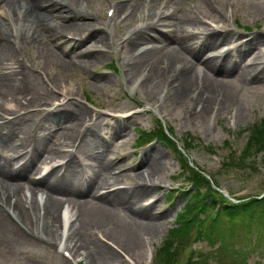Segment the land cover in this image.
Instances as JSON below:
<instances>
[{"label": "rangeland", "instance_id": "rangeland-1", "mask_svg": "<svg viewBox=\"0 0 264 264\" xmlns=\"http://www.w3.org/2000/svg\"><path fill=\"white\" fill-rule=\"evenodd\" d=\"M56 1L66 7L72 5L74 11L85 18L78 21L79 27L70 28L58 19L56 22H47V26L39 29L35 36L20 33L17 37L16 34L10 37L12 44L18 48L16 57L23 61V65L30 72L29 81L35 82V77L41 79V87L46 94L40 98L44 100L40 103L44 104L47 101L49 104L45 108L55 109L68 100L70 102L79 100L90 111L103 117L104 127L97 139L100 143L97 140L95 143L106 146H98L93 151L99 155L100 160H117L114 173L119 179L114 188L130 187L133 180L141 182L140 179L149 174L146 165L131 173L121 171L136 166L142 157L147 156L154 149H160L166 155V160L159 166V174L157 172L158 175L152 178L158 190H154L153 198L140 201L142 206L147 207V204L159 199L155 212L168 209L159 219L161 226L144 236V245L136 257H128L126 260L114 249L120 260L110 264H150V256L166 239L176 222L178 213L185 205L183 198L173 195L171 200L170 193L185 185L181 177L182 167L173 153L160 142L143 147L135 145L138 129L152 130L155 125V115L161 117L174 129L177 138L183 139L188 133L198 137L196 142L199 146L195 145L190 151L191 160L207 172H219L220 175L216 177L221 189L228 195L242 199L264 193L263 153L259 154L255 163L249 167H233L229 173H226L225 167H222L227 153L229 155L240 151L245 145L247 134L237 137L239 132L250 129L264 118V0H117L133 2L135 12L130 11L128 18H126L127 13L120 17L116 16L110 24L104 21L109 7L107 0ZM212 2L220 9L214 8ZM54 8L57 10L56 15L66 16L64 11H60L58 7ZM67 9L71 11L68 7ZM10 11L9 5L0 3V16H3V19ZM222 14L226 15V18ZM161 16L163 18L159 22L158 30L153 32L151 23L158 22ZM206 21H211L214 26H210ZM7 22L10 26H5L2 30L3 34L15 29V22L10 19ZM143 25L149 28L144 31L140 43L150 35L148 44L133 47L127 43L128 41L124 42L125 34H130ZM52 28H56L54 31L57 32L52 33L49 30ZM216 30L221 33L214 32ZM159 31H173L180 38H185L194 48H204L202 52L196 53L184 52L180 49L183 62L178 64V67L190 64L195 71L201 73L202 59L220 56V59L236 60L238 66L243 69L249 66L246 70L255 75V80L244 81L235 72L224 75L209 71L206 80L222 81L224 86L229 85L231 99L226 105V110H222L221 105L220 107L214 105L210 113L201 114L200 107L192 102V97L197 91L187 92L186 100L182 99V101L175 97L171 98L170 92L166 91L168 85L165 76L167 70H164L166 65H158L161 74H164L154 85H148L145 75L147 70H154L155 63L147 65L149 63L144 60L142 53L156 48L157 59L164 58L166 61L177 48L174 44L164 42L163 33ZM64 34L77 37L80 41L63 38ZM259 37L263 40L259 41ZM205 39L214 46L205 49L203 45ZM243 41L247 42L246 45ZM2 43L8 45L6 40H1L0 44ZM249 43L250 46L247 48ZM82 52L89 53V57L84 58ZM134 62H137L138 66L133 73H129V66ZM61 63L66 65L65 71L62 70ZM144 65H147V70L145 68L140 72ZM48 76L55 80L56 85L51 83ZM163 93L166 96L162 102H159V96ZM63 94L66 95L65 98L68 95L67 99H69L63 98ZM31 101L32 95L26 91L19 94L16 103L10 100L5 106H13L16 109ZM213 101L216 102L217 99L214 98ZM139 104L144 107L139 108ZM33 132L42 143L47 144L53 143L58 136L63 135V132L70 135L79 134V128L73 126L72 119L52 121L47 119L42 125H35ZM224 143H229L231 148L219 149ZM207 146H213L216 154H211ZM151 148L153 149L147 152ZM0 151L4 155L12 154L2 146V143H0ZM41 167L47 170L51 165L44 164ZM175 178L177 184L174 182ZM26 194L28 195V192ZM43 196L45 198V195L40 193L39 200ZM57 197L63 198L60 194ZM89 198L88 195L81 196V200L86 205L92 207L99 205L97 198H93L92 201H89ZM108 208L109 213L103 214L110 217L114 224L124 220L127 223L135 222L131 213L128 221L123 203L108 204ZM66 212L72 218L71 221L75 220V212L68 204L62 208L63 217ZM10 222L13 226L6 223L10 230L0 227V263L64 264L63 260L66 258L63 256V251L66 249L71 253L69 244L65 245L66 239L69 242L70 223L65 234L64 229H61V240L57 241L56 246H51L48 244L50 241L48 236H42L43 241L36 240L22 232L12 221ZM219 229L223 234L226 233V228ZM208 232L217 233L216 228L215 231L210 229ZM254 234L256 233H251L252 236ZM98 237L99 240H109L115 246H120V249L123 248L108 234L103 236L99 233ZM222 239L225 241H216L213 236L211 242L204 237L203 242L191 240L189 245L203 253L202 260L205 259L206 264H233L240 259L241 253L246 257L244 264H264V236L253 239L257 240L255 246L250 244L252 238L245 233L235 238L228 233L223 235ZM76 257L74 263L79 261L80 264H94L81 255ZM183 258H186V255Z\"/></svg>", "mask_w": 264, "mask_h": 264}, {"label": "bare ground", "instance_id": "bare-ground-1", "mask_svg": "<svg viewBox=\"0 0 264 264\" xmlns=\"http://www.w3.org/2000/svg\"><path fill=\"white\" fill-rule=\"evenodd\" d=\"M2 3L11 7L9 15L11 21L17 25L16 34L35 36L39 29L47 26V22H56L58 19L70 28L79 27L78 21L82 19L76 13H70L64 5L60 6V11H64L67 16L56 15L57 10L54 7L58 2L54 0H2ZM117 10L120 15L128 10L134 11V3L120 2ZM4 19L0 16V38L4 36L2 30L5 26H10L7 17ZM158 27L157 23H153L152 31L156 32ZM49 30L54 32L53 29ZM159 33H163L164 42L177 46L166 60L167 68H164L165 71L167 70L165 76L169 83L167 90L171 98L186 100L187 92L197 91L192 101L200 107L201 114L210 113L218 101L217 105L219 107L221 105L222 110H226V105L231 99L229 85L224 86L222 81L206 80L208 78L206 74L209 71L224 75L235 72L244 81L255 80V75L247 71L249 66L243 69L238 66L236 60L230 61L227 58L202 59L201 73L195 71L190 64L178 67L177 65L183 62L180 49L184 52L196 53L202 52L204 48H194L185 38H180L173 32L159 31ZM141 37H143L142 34L133 35L130 44L133 47L148 44L150 35L140 43ZM261 40L263 39L259 37V41ZM204 45L205 49L213 47V43ZM247 48L245 51L248 50ZM156 52L157 49L153 48L142 53L144 60L149 63L147 65L155 63L154 70H147V65L139 70L141 72L146 68L148 85H154L164 74H161L162 71L158 65H162L165 60L164 58H158V60ZM15 54L16 51L10 43L0 44V141L6 150L12 152L11 156L0 155V227L10 230L6 223L13 226L10 221L12 216H15L26 225L27 233L35 239L45 235L56 242L61 238L60 230L65 224L62 208L68 203L75 212V220L70 224L69 242L66 241L65 245L69 244L74 257L81 255L94 264H110L120 260L111 247L98 240L96 230L115 239L123 246L128 256L136 257L144 245V236L161 226L159 219L168 211L167 209L155 212L159 199L148 204L147 207L141 205V200L147 201L155 195L154 190L157 186L152 178L159 174V166L166 160L165 153L160 149H154L147 156L142 157L137 166L124 171L135 172L146 165L149 174L146 177L142 176L144 178L140 179L141 182L133 180L130 187L114 188L119 179L114 173V166L118 163L114 160H100L99 155L93 151L98 146H106L95 143L104 127L103 117L98 113L94 114L79 101L68 100L63 106L53 110L46 109L47 101L40 104L44 101L40 98L46 94L41 87V79L35 77V82L29 81L31 75L27 67L17 63ZM82 56L88 58L89 53L82 52ZM60 66L63 71L66 70L64 63ZM137 66V62L130 65L129 73H133ZM49 80L55 84L53 78ZM26 91L32 95V101L27 105H20V108L16 107V109L5 106L10 100L16 103L19 94ZM216 93L218 94L215 96ZM214 98L217 99L216 102L213 101ZM35 107L40 109L30 113V110ZM9 115L14 116V119L8 118ZM47 119L50 121L72 119L73 126L79 128V134L70 135L63 132V135L58 136L53 143H42L35 136L33 127L42 125ZM97 142L100 143L99 140ZM62 147L65 149L62 150ZM62 160L66 162L61 163ZM14 162L21 166L15 167ZM39 162L40 164L53 163V165L46 173H42V168L38 166ZM26 191L29 196L26 195ZM40 193L45 194V199L41 203L38 200ZM59 194L65 200L57 197ZM82 195H88L92 199L97 198L99 205L92 207L82 203ZM119 202L125 205L124 213L128 221L129 214L133 215L134 223L130 221L127 223L124 220L125 222L114 224L113 220L105 215L109 213L108 204L115 205ZM63 263L69 264L68 260H63Z\"/></svg>", "mask_w": 264, "mask_h": 264}, {"label": "trees", "instance_id": "trees-1", "mask_svg": "<svg viewBox=\"0 0 264 264\" xmlns=\"http://www.w3.org/2000/svg\"><path fill=\"white\" fill-rule=\"evenodd\" d=\"M258 152H264V120L256 126H254V129L251 132L250 140L248 149L246 152L247 159L245 160L246 163H251L249 161L250 158L254 157L256 153ZM208 185V181L204 178H202L200 175L197 174L196 176V188H199ZM195 195V199L198 197L196 193L193 194V197ZM189 196V195H188ZM192 196V194H191ZM188 198V197H187ZM213 208V204L209 205L207 202H203V207L201 209V212L208 214L209 211ZM264 199L263 200H251L248 203L241 204L238 206H228L222 209L217 219L212 221L211 225L206 229L204 233H201L202 235L209 236L210 232L208 230H213L216 228V230H219V228H223L229 223L232 222V220L241 219V221L250 220V223H253L252 225H255V222H260L261 225H258L259 227L264 228ZM189 210H187L188 212ZM197 220V219H196ZM196 220L190 221L188 223H183L180 226H176L175 233L181 234L183 237H187L190 232L197 227ZM205 220H202L201 223L204 224ZM234 228V226L232 227ZM231 229V226H230ZM169 248L162 252L163 256L165 257V261H162L163 264H178L181 252L176 251L175 253L173 251V248L171 247V244L168 246ZM195 255H191V258H189L188 262L186 264H205L203 262H200L198 259H194ZM194 261H193V260Z\"/></svg>", "mask_w": 264, "mask_h": 264}]
</instances>
